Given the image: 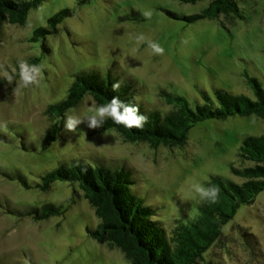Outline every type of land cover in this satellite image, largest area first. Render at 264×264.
Here are the masks:
<instances>
[{"label":"rangeland","instance_id":"obj_1","mask_svg":"<svg viewBox=\"0 0 264 264\" xmlns=\"http://www.w3.org/2000/svg\"><path fill=\"white\" fill-rule=\"evenodd\" d=\"M45 0L32 9L25 25L4 24L0 40V131L25 130L40 137L53 121L46 108L62 99L73 79L83 69L108 72L118 82L137 89L136 99L145 110L166 112L172 105L168 95L184 97L191 105L203 102V92L215 99V89L244 94L254 99L248 82L255 78L264 91V0H237L241 17L199 19L187 23L169 12L188 15L201 11L209 0L186 3L180 0ZM62 8L65 17L57 31L45 36L49 52H42L41 40L30 37L37 26H47V18ZM151 10L145 20L142 11ZM164 48L156 55L147 42ZM39 56L41 72L37 83L19 86L13 76L14 63ZM16 69V68H15ZM17 72V70L15 71ZM6 73L13 77L9 84ZM86 95L66 111L73 119L83 115L94 102ZM65 112V113H66ZM66 115L55 140L46 148L36 142V150L23 149L17 139L0 141V167L20 171L30 183L59 161L80 158L94 165L96 159L111 167L133 168L138 180L133 190L146 204H156L165 224L185 221L197 212L204 200L194 185L211 175L236 182L242 179L231 167L242 165L238 156L245 135L264 133V122L256 115L208 118L194 124L182 147L146 142H124L115 129L90 135L86 123L75 131L65 127ZM30 137V136H29ZM249 163H244L247 165ZM74 186L56 180L46 191L25 188L17 180L0 174V264H128L117 249H109L91 238L87 228H95L98 218ZM66 211L43 220L11 213L16 208L40 207L52 202ZM240 231L250 233L249 246ZM213 264H264V190L254 202L241 205L223 226L219 240L204 253ZM205 261L199 264H205Z\"/></svg>","mask_w":264,"mask_h":264},{"label":"trees","instance_id":"obj_2","mask_svg":"<svg viewBox=\"0 0 264 264\" xmlns=\"http://www.w3.org/2000/svg\"><path fill=\"white\" fill-rule=\"evenodd\" d=\"M45 0H0V40L4 24L25 25L29 12L39 7ZM87 0H80L84 3ZM195 3L203 0H180ZM73 15L70 8H62L47 18V26H37L30 37L35 42L41 40L42 52H49L45 36L57 31V25L67 16ZM175 19L187 23L199 19L241 17L237 0H209L199 12L180 15L169 12ZM39 56L26 60L29 65H37ZM20 77L18 60L14 63ZM118 82L110 72L103 75L98 69H83L73 74L65 96L50 103L46 112L53 121L40 137H33L25 130L7 133L0 131L1 142L17 139L23 149L36 150V142L44 148L56 138L61 128L65 112L76 106L84 96L90 95L96 105L107 104L113 97L125 103L139 104V112L148 117L142 128H127L106 118L99 129L90 130V135L107 129H115L124 142H146L150 148L159 145L182 147L187 140L189 129L196 123L208 119H225L229 116L256 115L264 122V91L255 78L249 83L254 91V99L244 94L215 89V99L203 92V102L191 105L184 97L168 95L167 103L172 107L166 112L157 109L145 110L143 102L136 99L137 89L127 81L119 82L118 91L112 85ZM30 136V137H29ZM238 156L242 165L231 167V172L241 178L236 182L220 175H211L205 183L207 187L218 189L216 202L204 198L197 205V212L185 221L174 219L172 225L165 224L159 216L156 204H146L133 190L138 180L131 167H111L100 159L94 165L80 158L59 161L53 168L38 175L39 181L30 183L20 171L9 172L0 167V174L10 180H17L23 187L46 191L53 181L60 180L74 186L73 192L81 191L82 196L93 208L98 223L95 228H87L88 235L109 249H119L128 264H199L204 262V253L220 238L223 226L233 217L241 205L252 204L256 196L264 190V133L245 135L239 146ZM244 163H249L244 165ZM55 204L47 202L40 207L29 206L22 210L12 209L11 213L43 220L66 211L70 202ZM245 242L252 246L250 233L240 231ZM205 264H213L212 260Z\"/></svg>","mask_w":264,"mask_h":264},{"label":"clouds","instance_id":"obj_3","mask_svg":"<svg viewBox=\"0 0 264 264\" xmlns=\"http://www.w3.org/2000/svg\"><path fill=\"white\" fill-rule=\"evenodd\" d=\"M141 15L145 18V20H149L151 19L153 12L151 10L142 11ZM135 40L137 41V43L147 42L148 47L156 55L162 56L164 54L165 50L158 42L146 40V37L143 34L135 36ZM18 64L20 68V82L18 83V87H28L29 85L38 82L36 77L41 72V66L29 65L23 58L18 60ZM12 71L15 72L16 69L13 68ZM6 78L9 84H11L13 77L6 73ZM112 88L113 91H118L120 88V83H114L112 85ZM88 99H91V97H88ZM73 111V109H69V112ZM65 115V127L68 131H75L77 125L81 123H86V126L89 129H99L106 118H111L114 123L121 124L127 128H142L148 121L147 116L140 114L138 103L135 105L130 102L125 103L124 101H121L119 97H113L107 104L96 105L95 103H93L92 106L87 108L86 112L83 115V119H81L80 117L73 119L72 116L68 114V112H66ZM193 187L195 191L201 196V198H207L212 203L216 202L219 190L215 187L205 188L200 184H196Z\"/></svg>","mask_w":264,"mask_h":264}]
</instances>
